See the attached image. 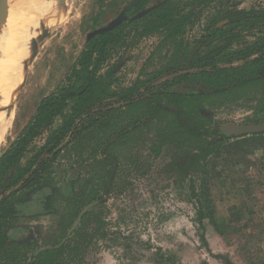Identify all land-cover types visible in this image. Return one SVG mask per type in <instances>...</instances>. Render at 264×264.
<instances>
[{
    "label": "rangeland",
    "instance_id": "obj_1",
    "mask_svg": "<svg viewBox=\"0 0 264 264\" xmlns=\"http://www.w3.org/2000/svg\"><path fill=\"white\" fill-rule=\"evenodd\" d=\"M128 1L75 0L65 13L64 21H53L49 25L55 28L40 45L39 53L28 70L20 76L19 86L15 88L17 94L5 108L11 125L0 142V154L4 149L6 152L11 149L31 123L32 118L19 132L33 104L55 91L63 79L61 73H66L84 50L88 35L107 21H112ZM180 1L179 6H183L192 0ZM33 2L26 0L23 10L18 7L10 13L13 11L15 16L24 17L29 8L36 9L37 3ZM208 4L209 1L201 6L197 3L199 9L206 6L202 10L203 22L221 7L236 5L243 10H264V0H213ZM115 6L118 8L114 9ZM201 30L202 27L197 26L190 31L189 37L199 35ZM247 34L243 33L244 41L255 40ZM133 36L131 34L127 38V43ZM159 40L158 35L146 37L135 42L127 54L126 47L118 50L110 61V67L118 64L120 58L126 60L119 62L116 88L147 78L162 66L160 59L166 50L157 51L151 64L147 65L158 48ZM257 90L255 87L243 90V94L230 95L228 100L220 97L208 102L206 106L212 110L213 121L223 125H242L255 117L264 119V113L255 116L260 99ZM136 114L135 109L117 105L95 126L62 147L48 169L49 177L36 190L23 196L27 200L22 202L26 212L14 219L10 227L11 252L21 255V260L26 261L38 250L59 244L73 228L85 206L97 200L100 203L88 211L68 236L72 239L76 235L69 243L73 245L76 242L77 248L75 245L71 248L64 264H226V260L232 264H264V192H258L257 201L253 202L254 221L248 229L221 236L208 221L204 227L200 226L192 193L193 187L197 186L200 167L187 172L186 166L176 170L173 165V159L180 161L179 156L196 152L195 144H183L176 136L172 138L167 133L166 120L138 129L115 143L120 128L125 127ZM41 138L33 144L34 148L43 143ZM160 143L165 146L157 156L151 146ZM254 148L251 145L244 151L233 152H250ZM263 150L257 151L254 157H259ZM104 152L120 158L119 170L107 197L103 195L112 162L104 159ZM235 172L228 170L227 174L232 176ZM258 173L252 169V174ZM260 173L264 178V170ZM212 195L218 217L228 218L230 208L240 203L232 193L221 196L216 186ZM163 256L168 259L167 263H163Z\"/></svg>",
    "mask_w": 264,
    "mask_h": 264
},
{
    "label": "trees",
    "instance_id": "obj_2",
    "mask_svg": "<svg viewBox=\"0 0 264 264\" xmlns=\"http://www.w3.org/2000/svg\"><path fill=\"white\" fill-rule=\"evenodd\" d=\"M149 1L140 0L138 8L147 6ZM208 1L210 4L213 0H192L179 6L178 0H170L142 18L131 21L128 15L133 8L126 10L119 27L89 40L67 78V84L59 86L56 94L53 92L35 103L33 121L0 160V264H64L68 259L76 243L72 245L69 241L76 235L72 239L68 237L65 243L38 251L29 261H23L21 255L9 249L12 246L10 227L14 219L26 212L22 203L24 194L36 190L49 177L52 158L117 105L135 109L137 114L120 128L115 143L138 129L166 120L167 133L172 138L176 136L183 144H195L196 152L179 156L180 161L173 159V165L176 170L186 166L187 172L200 167L197 186L192 189L200 226L204 227L208 221L221 236L251 227L253 202L257 201L258 192H264V178L260 173L264 170V152L254 157L257 151L264 149V132L228 137L220 129L225 125L213 121L212 110L206 104L220 97L228 100L230 95L243 94V90L257 87L260 99L255 116L264 113V10H243L236 5L221 7L208 18L201 33L191 38L190 31L202 21V10L207 6L205 4L199 9L198 5ZM130 24L136 25L135 35L127 43L131 32L126 29ZM243 33H248L255 40L244 41ZM156 35L160 37L159 45L147 65L151 64L157 51L166 50L160 59L162 66L147 78L116 88L119 62L124 63L126 58H120L118 64L110 67L113 55L124 47L128 48L127 54L135 42ZM107 66L109 68L104 71ZM176 88L184 89L186 93H176ZM70 103L71 112L64 115ZM33 110L27 112L29 119L35 114ZM58 118H63V124L49 135L41 153L23 168L26 149L42 128L52 127ZM246 124H264V119L255 117ZM163 143L151 146L157 156L165 146ZM251 145L255 148L250 152H233L244 151ZM104 155V159L112 162L103 195L107 197L117 176L120 158L109 152H104ZM252 169L259 173L252 174ZM228 170L236 172L230 176ZM215 186L219 187L221 196L232 193L240 202L230 208L228 218L217 216L212 195ZM202 240L205 241L204 236ZM163 260V263L168 262L165 256ZM226 264L232 263L226 260Z\"/></svg>",
    "mask_w": 264,
    "mask_h": 264
},
{
    "label": "bare ground",
    "instance_id": "obj_3",
    "mask_svg": "<svg viewBox=\"0 0 264 264\" xmlns=\"http://www.w3.org/2000/svg\"><path fill=\"white\" fill-rule=\"evenodd\" d=\"M21 1L27 4L26 0ZM33 1V4L37 3L36 9L29 8L24 17L22 15L17 17L16 12L12 11L6 28L0 32V142L5 138L11 125L10 119L5 115V108L13 102L17 94L15 88L21 81L20 76L24 73L25 62L29 61L40 44L38 40H34L36 29L40 28V23L49 27L53 21H62L66 16L60 0ZM64 3L69 7L72 5L71 0H65Z\"/></svg>",
    "mask_w": 264,
    "mask_h": 264
},
{
    "label": "water",
    "instance_id": "obj_4",
    "mask_svg": "<svg viewBox=\"0 0 264 264\" xmlns=\"http://www.w3.org/2000/svg\"><path fill=\"white\" fill-rule=\"evenodd\" d=\"M62 2V5L64 7V11L65 13L68 12L69 10V6L66 5L65 0H60ZM73 1L75 0H71L72 4L74 3ZM139 0H133L129 6L127 7L126 10H131L137 3ZM166 1H164L165 3ZM163 4V2L161 4L158 5H154L150 8H147L143 11H141L140 13H138L133 19H139L142 18L143 16L149 14L150 12L154 11L155 9H157L159 6H161ZM25 4L24 2H22L21 0H0V32L4 29V27H2L3 25H7V21L9 18V14L11 10H14L15 8L21 7L23 10V7ZM72 6V5H71ZM125 18V11H123L120 16L115 19L111 24H109L106 27L100 28L98 30H95L94 32L90 33L88 35V39H91L99 34L108 32L114 28H117L121 25V23L123 22ZM40 28L36 29L35 32H37L36 34V38L34 39L35 41L38 40L39 47L36 51L33 52V54L31 55L29 61H26L24 66V72H26V70H28L29 65L31 62L34 61V59L36 58V56L39 53V49H40V45H42L44 43V41H46V39L48 38L49 34L51 33L50 30H52V28L55 27H51V26H46L44 23H40ZM174 92L176 93H186V91L184 89L181 88H176L174 90ZM43 99V98H42ZM42 99L37 100L38 102L42 101ZM36 101V102H37ZM35 104H33V108L34 109V113H35ZM31 109V110H32ZM33 113V114H34ZM29 116L27 114L26 120L24 121V123L22 124V126L19 128V132H21L27 125V123L29 122ZM221 131L224 135L228 136V137H232V136H245V135H251V134H256V133H263L264 132V124H242V125H235V124H231V125H225L222 126ZM18 132V134H20ZM6 154V150L4 149L3 152L0 154V160L1 158ZM97 205L96 203H93L89 206H87L79 215L75 225L73 226V228L70 230L69 235L75 230V228H77V226L80 224L82 217L91 209L93 208V206ZM60 246H57V248ZM43 251V250H42Z\"/></svg>",
    "mask_w": 264,
    "mask_h": 264
},
{
    "label": "flooded vegetation",
    "instance_id": "obj_5",
    "mask_svg": "<svg viewBox=\"0 0 264 264\" xmlns=\"http://www.w3.org/2000/svg\"><path fill=\"white\" fill-rule=\"evenodd\" d=\"M133 0H130V1H128L126 4H125V7L123 8V10H121L119 13H118V15L112 20V21H110V22H106L102 27H100V28H103V27H106V26H108L109 24H111L115 19H117L119 16H120V14L123 12V11H125V15H126V9H127V7L129 6V4L132 2ZM164 1H166V2H168V1H170V0H155L154 2L152 1V0H150L149 1V3H148V5L147 6H145V7H141V8H138V5H139V3H140V0L138 1V3H137V5H135L134 7H133V12L131 13V14H129L128 15V18H129V20L131 21V19H133L134 18V16L135 15H137L138 13H140L141 11H143V10H145V9H147V8H150V7H152V6H154V5H158V4H161L162 2H163V4H164ZM179 2H181L180 0H178ZM165 2V3H166ZM178 2V3H179ZM162 4V5H163ZM118 8V6H115L114 7V9H117ZM208 21V20H207ZM207 21L206 22H203V21H200L199 22V25H197V26H201L202 28H204V26L207 24ZM128 22V21H127ZM196 26V27H197ZM128 28L126 29V30H128V31H130L131 32V34H133V35H135V32H134V29H135V27H136V25H134V24H130L129 26H127ZM99 28V29H100ZM95 30H98V29H95ZM95 30H93L92 32H94ZM91 32V33H92ZM98 36V35H97ZM96 37V36H95ZM94 38V37H93ZM93 38H91V39H88L87 38V41H86V45H85V48H86V46H87V44H88V42H89V40H92ZM85 48H84V50H85ZM131 49V48H130ZM83 50V51H84ZM82 51V52H83ZM81 52V53H82ZM81 55V54H80ZM115 55H113V57H114ZM112 57V58H113ZM77 61V60H76ZM76 63V62H75ZM75 63H73V65L67 70V72L66 73H61V76H63V79H62V81H59L58 82V88L56 89L55 88V91H54V94H56L57 92H58V89H59V86L60 87H62L63 85H66L67 84V78L71 75V73L73 72V69H74V67H75ZM68 68V67H67ZM53 93V92H52ZM71 112V103H70V106L69 107H67L66 109H65V111H64V115H68L69 113ZM35 115H36V113L33 115V117H32V121H33V119H34V117H35ZM60 120V122L58 123L57 121H59ZM31 121V122H32ZM58 123V124H57ZM31 124V123H30ZM29 124V125H30ZM63 124V118H58L56 121H55V123L53 124V126L52 127H50V128H42L41 130H40V134L38 135V136H36L35 138H34V140H33V142L31 143V145H30V147L29 148H27L26 149V151H25V154H23V159H22V161H23V165L24 166H22L23 168H25L26 166H27V164L30 162V161H32L33 160V158H34V156L35 155H38V154H40L41 152H40V150L48 143V138H49V135L54 131V130H56V129H58L61 125ZM28 125V126H29ZM44 135H46L45 137H42V136H44ZM39 137L41 138L40 140H43V143L42 144H40L38 147H36V148H34L33 147V144L35 145V144H37V141L36 140H38L39 139ZM19 139V138H18ZM32 146V147H31ZM61 152V151H60ZM60 152H58L57 153V155L56 156H54L52 159V162L50 163V165H52V164H54V162H55V160L57 159V157H58V155L60 154ZM43 154V153H42ZM44 154H45V152H44ZM50 155V157H52V155L51 154H49ZM48 155V156H49ZM50 168V167H49ZM26 201L27 200H24V203H26ZM38 203V202H37ZM70 232V231H69ZM68 236H70L69 235V233H68ZM68 236L66 237V238H64L63 240H62V243H65L66 241H67V239H68ZM47 248V247H46ZM42 250H45V248L44 249H41V250H38V251H42ZM37 251V252H38ZM36 252V253H37ZM35 253V254H36ZM33 257V256H32ZM28 260V259H27ZM29 260H31V259H29ZM28 260V261H29Z\"/></svg>",
    "mask_w": 264,
    "mask_h": 264
},
{
    "label": "crops",
    "instance_id": "obj_6",
    "mask_svg": "<svg viewBox=\"0 0 264 264\" xmlns=\"http://www.w3.org/2000/svg\"><path fill=\"white\" fill-rule=\"evenodd\" d=\"M65 19V18H64ZM64 21V20H63Z\"/></svg>",
    "mask_w": 264,
    "mask_h": 264
}]
</instances>
